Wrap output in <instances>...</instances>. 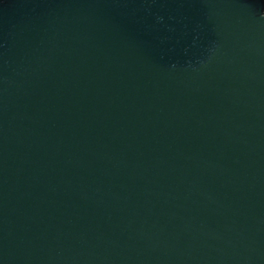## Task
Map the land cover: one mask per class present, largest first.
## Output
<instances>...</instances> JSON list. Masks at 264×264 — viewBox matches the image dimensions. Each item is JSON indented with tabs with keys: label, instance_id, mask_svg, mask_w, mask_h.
<instances>
[{
	"label": "water",
	"instance_id": "obj_1",
	"mask_svg": "<svg viewBox=\"0 0 264 264\" xmlns=\"http://www.w3.org/2000/svg\"><path fill=\"white\" fill-rule=\"evenodd\" d=\"M0 264H264V0H0Z\"/></svg>",
	"mask_w": 264,
	"mask_h": 264
}]
</instances>
